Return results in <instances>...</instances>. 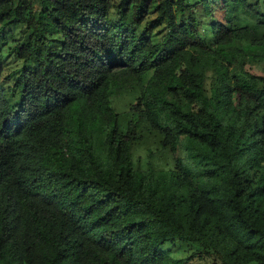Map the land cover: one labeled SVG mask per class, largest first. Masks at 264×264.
I'll list each match as a JSON object with an SVG mask.
<instances>
[{
  "label": "trees",
  "instance_id": "1",
  "mask_svg": "<svg viewBox=\"0 0 264 264\" xmlns=\"http://www.w3.org/2000/svg\"><path fill=\"white\" fill-rule=\"evenodd\" d=\"M260 1L0 0V264H184L173 239L264 264ZM145 130L162 164L141 169Z\"/></svg>",
  "mask_w": 264,
  "mask_h": 264
},
{
  "label": "rangeland",
  "instance_id": "2",
  "mask_svg": "<svg viewBox=\"0 0 264 264\" xmlns=\"http://www.w3.org/2000/svg\"><path fill=\"white\" fill-rule=\"evenodd\" d=\"M35 8H39L41 6L40 0H32ZM250 3H253L254 0H248ZM259 5L264 10V6L261 1ZM153 16V15H152ZM4 33L3 36L11 41L10 45L15 44V41L21 39L25 34V27L21 24H9L3 28ZM6 39V40H7ZM7 40L6 44H3V51L6 57V76L13 77L18 69L20 68L21 62L18 61L14 54H9V42ZM258 70L261 69L260 66H256ZM216 77V73L214 70L210 69L206 72L205 80H204V89L207 95L210 94V87L212 86ZM7 84H11L8 83ZM139 96V90H125L120 94L113 95L110 98L111 106L114 111L117 112L122 121H126L129 117V113L127 112L130 106L136 101ZM138 138L131 145V153L132 160L135 167H139L141 169H145L147 167L148 161L153 159V161L158 164H162L159 162L162 158V153L159 149V136L155 135L154 132L150 131H138ZM178 155H181V151L178 150ZM163 154V158H164ZM164 162V161H163ZM163 249L167 252V254L175 259H181L184 261V264H220L217 256L210 250L204 249L194 243L181 241L179 239H173L163 246Z\"/></svg>",
  "mask_w": 264,
  "mask_h": 264
}]
</instances>
